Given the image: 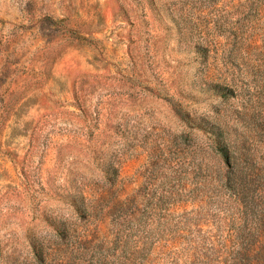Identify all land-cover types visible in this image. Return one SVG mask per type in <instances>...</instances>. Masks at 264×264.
I'll use <instances>...</instances> for the list:
<instances>
[{"label":"rangeland","instance_id":"rangeland-1","mask_svg":"<svg viewBox=\"0 0 264 264\" xmlns=\"http://www.w3.org/2000/svg\"><path fill=\"white\" fill-rule=\"evenodd\" d=\"M228 156L264 176V0H0V264H229Z\"/></svg>","mask_w":264,"mask_h":264},{"label":"trees","instance_id":"trees-1","mask_svg":"<svg viewBox=\"0 0 264 264\" xmlns=\"http://www.w3.org/2000/svg\"><path fill=\"white\" fill-rule=\"evenodd\" d=\"M226 158V163L232 170L228 177L232 182V198L239 207L232 215L231 222L237 253L229 260V264H264L263 173L255 174L253 171L250 176L241 178L237 172H233L235 165L232 166L231 157ZM237 222L243 223L241 229L235 227Z\"/></svg>","mask_w":264,"mask_h":264}]
</instances>
